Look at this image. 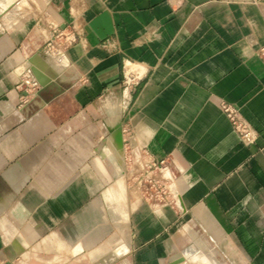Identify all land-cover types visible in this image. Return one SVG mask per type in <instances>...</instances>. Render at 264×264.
Returning a JSON list of instances; mask_svg holds the SVG:
<instances>
[{
  "label": "crops",
  "instance_id": "obj_1",
  "mask_svg": "<svg viewBox=\"0 0 264 264\" xmlns=\"http://www.w3.org/2000/svg\"><path fill=\"white\" fill-rule=\"evenodd\" d=\"M0 264H264V2L0 0Z\"/></svg>",
  "mask_w": 264,
  "mask_h": 264
},
{
  "label": "built area",
  "instance_id": "obj_2",
  "mask_svg": "<svg viewBox=\"0 0 264 264\" xmlns=\"http://www.w3.org/2000/svg\"><path fill=\"white\" fill-rule=\"evenodd\" d=\"M254 2H264V0H253ZM76 41L75 33L70 30H57L50 37L45 45V50L52 54L56 59H62L66 50ZM222 112L228 118L231 126L239 135L246 146L253 145L256 141V133L248 123H246L238 114L237 110L228 105H223Z\"/></svg>",
  "mask_w": 264,
  "mask_h": 264
}]
</instances>
